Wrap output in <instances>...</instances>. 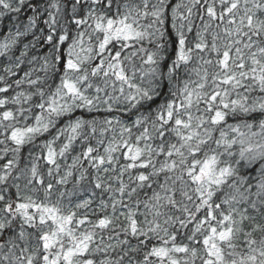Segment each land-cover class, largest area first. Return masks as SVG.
I'll return each instance as SVG.
<instances>
[{"label": "snow or ice", "instance_id": "snow-or-ice-1", "mask_svg": "<svg viewBox=\"0 0 264 264\" xmlns=\"http://www.w3.org/2000/svg\"><path fill=\"white\" fill-rule=\"evenodd\" d=\"M0 264H264V0H0Z\"/></svg>", "mask_w": 264, "mask_h": 264}]
</instances>
